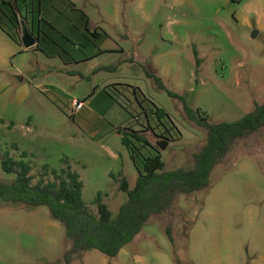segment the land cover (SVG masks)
Returning <instances> with one entry per match:
<instances>
[{
    "label": "rangeland",
    "instance_id": "rangeland-1",
    "mask_svg": "<svg viewBox=\"0 0 264 264\" xmlns=\"http://www.w3.org/2000/svg\"><path fill=\"white\" fill-rule=\"evenodd\" d=\"M28 1L19 5L39 17L42 50L19 53L16 33L0 29L1 181L16 177L2 168L6 153L30 164L31 184L70 169L88 208L96 212L99 194L115 219L127 199L119 178L133 187L145 157L160 153L165 170L192 167L207 140L196 116L233 121L264 101V0ZM74 100L84 103L78 111ZM125 132L146 141L130 137L134 159ZM210 181L152 216L116 257L92 249L70 264L237 263L264 238V128ZM69 245L47 207L0 201V264H64Z\"/></svg>",
    "mask_w": 264,
    "mask_h": 264
},
{
    "label": "trees",
    "instance_id": "trees-1",
    "mask_svg": "<svg viewBox=\"0 0 264 264\" xmlns=\"http://www.w3.org/2000/svg\"><path fill=\"white\" fill-rule=\"evenodd\" d=\"M22 2L31 4L28 0H0V27L5 30L3 27L8 26L16 33L18 41L19 32L26 25V20L21 18L19 4ZM27 10L34 11L29 6ZM39 32L38 29L35 31L37 39ZM146 74L170 96L180 98V95L168 90L158 76L150 72ZM184 107L188 110L186 103ZM157 111L159 116L163 114L161 109ZM196 122L206 129L207 140L194 155L192 167L165 170L160 153L145 157L133 187L129 186L125 177L119 178V189L126 193L127 199L120 206L115 219L99 194L96 197V212L88 208L82 198L83 182L77 172L67 169L58 182L39 180L31 184L30 164L23 160L17 161L7 153L2 159V168L16 177L11 182L0 180V201L47 207L51 217L64 226L70 244L64 252V264H70L75 256L92 249L107 257H116L142 231L152 216L171 214L180 194H190L210 185L211 173L232 148L264 128V101H255L249 112L233 121L211 122L207 117L198 115ZM130 137L146 141L137 132L124 133L121 141L134 159ZM165 231L172 241V228L167 226Z\"/></svg>",
    "mask_w": 264,
    "mask_h": 264
},
{
    "label": "crops",
    "instance_id": "crops-1",
    "mask_svg": "<svg viewBox=\"0 0 264 264\" xmlns=\"http://www.w3.org/2000/svg\"><path fill=\"white\" fill-rule=\"evenodd\" d=\"M21 18L26 20L25 27H27L34 35L37 36L35 31L37 29L40 30V26L36 25L37 19H36L35 14L31 12L30 10L21 11ZM0 29L3 31L1 27ZM19 41H21L20 38H19ZM41 41H42V34L40 30L37 43L28 49L24 48V50L23 49L20 50L19 53H27L26 51H29L30 49L42 50L43 45L41 44ZM50 52L51 53H49L50 54L49 56H53L52 55V53L54 52L53 49L50 50ZM28 92H29V88L28 87L25 88V86L21 87V90H18L19 96H21L24 93H28ZM263 239L264 238H259V241L258 240L252 241V244L248 245L245 251L240 253V257L237 263L236 261L235 262L228 261V264H264V240Z\"/></svg>",
    "mask_w": 264,
    "mask_h": 264
},
{
    "label": "water",
    "instance_id": "water-1",
    "mask_svg": "<svg viewBox=\"0 0 264 264\" xmlns=\"http://www.w3.org/2000/svg\"><path fill=\"white\" fill-rule=\"evenodd\" d=\"M257 32H254L253 36H255ZM38 39L37 36L34 35L27 27H22V36H21V42L23 44V47L25 49H28L32 46H34L37 43ZM158 146L160 149H164L166 146V142H158Z\"/></svg>",
    "mask_w": 264,
    "mask_h": 264
},
{
    "label": "built area",
    "instance_id": "built-area-1",
    "mask_svg": "<svg viewBox=\"0 0 264 264\" xmlns=\"http://www.w3.org/2000/svg\"><path fill=\"white\" fill-rule=\"evenodd\" d=\"M72 105L74 106V110L75 111H78V110H80L83 107L84 103L83 102H80L78 100H74L72 102Z\"/></svg>",
    "mask_w": 264,
    "mask_h": 264
},
{
    "label": "flooded vegetation",
    "instance_id": "flooded-vegetation-1",
    "mask_svg": "<svg viewBox=\"0 0 264 264\" xmlns=\"http://www.w3.org/2000/svg\"><path fill=\"white\" fill-rule=\"evenodd\" d=\"M158 144V143H157Z\"/></svg>",
    "mask_w": 264,
    "mask_h": 264
}]
</instances>
